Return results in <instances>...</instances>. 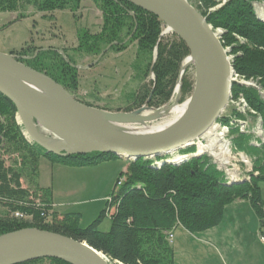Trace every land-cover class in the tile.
Returning a JSON list of instances; mask_svg holds the SVG:
<instances>
[{"label": "trees", "instance_id": "obj_1", "mask_svg": "<svg viewBox=\"0 0 264 264\" xmlns=\"http://www.w3.org/2000/svg\"><path fill=\"white\" fill-rule=\"evenodd\" d=\"M82 1L0 0V12L17 11L31 5L43 12L67 9L74 13ZM90 1L101 13L100 30L93 34L87 30L79 33L76 51L96 57L108 46L107 51L120 52L135 43L133 68L140 85L129 93L130 106L126 111L144 104L154 109L163 106L179 77L181 62L188 55L185 44L174 33L161 35L165 29L163 22L126 0ZM222 1L198 0L199 6L194 8L213 29H223L220 42L230 48L234 73L245 81L257 80L264 90V21L258 19L255 9V3L264 4V0H225L217 6ZM10 54H15L17 60L28 67L46 74L69 94L77 88L75 62L65 53L63 57L52 47L41 49L26 45ZM150 73L154 79L148 84L146 79ZM185 73L181 78V100L188 96L193 85ZM231 92L232 95L242 94L248 107L260 117L264 131V98L259 91L252 86L234 83ZM235 117L244 115L229 104L217 122L236 132L231 139L232 146L248 156L253 165L249 180L226 185L224 177L218 175L216 165L206 154L189 157L177 164L164 162L172 156L138 158L127 162L99 215L86 227H79L78 214L59 215L54 211L50 189L38 186L39 159L43 157L51 163L87 167L121 158L96 152L67 157L45 153L23 135L14 105L0 94V235L31 227L85 241L114 264H174V252L167 234H173L177 227L197 232L211 223L224 205L238 198L248 200L261 221L264 200L259 184L264 180V143L255 145L254 134L241 132L232 125ZM250 120L253 124L256 122L252 115ZM195 151L194 147L191 154ZM177 155L188 153L177 152ZM23 179L28 180V186L22 184ZM104 218L110 221L105 232L98 229ZM45 261L69 264L54 258L20 264Z\"/></svg>", "mask_w": 264, "mask_h": 264}, {"label": "water", "instance_id": "obj_2", "mask_svg": "<svg viewBox=\"0 0 264 264\" xmlns=\"http://www.w3.org/2000/svg\"><path fill=\"white\" fill-rule=\"evenodd\" d=\"M126 1L156 16L165 25L161 35L174 33L188 50L185 59L194 69L193 90L184 113L169 127L149 135L124 133L111 124H128L134 118L139 119L137 114L141 109L120 113L83 104L46 74L28 67L12 54L0 53V94L14 105L16 120L28 141L55 156L96 152L113 154L126 162L172 156L164 162L177 164L189 157L207 155L206 149L198 150L197 141L204 140L223 115L233 82H237L232 77L234 71L227 50L219 41L221 32L214 30L187 0ZM185 68L182 66L180 70L177 94ZM34 85L48 93L40 92ZM260 95L264 98L263 92ZM39 124H44L48 135H54L61 143L48 142L39 132ZM192 146L196 148L194 153L176 158L179 150ZM42 258L69 264L113 263L85 241L46 230L28 227L0 235V264H20Z\"/></svg>", "mask_w": 264, "mask_h": 264}, {"label": "rangeland", "instance_id": "obj_3", "mask_svg": "<svg viewBox=\"0 0 264 264\" xmlns=\"http://www.w3.org/2000/svg\"><path fill=\"white\" fill-rule=\"evenodd\" d=\"M187 1L193 7L199 6L198 0ZM224 1L225 0L220 2L217 6L223 4ZM86 2L87 6L79 8V10L74 13L70 12L67 9L43 12L36 10L31 5H25L19 8V10L17 11L0 12V53L9 54L10 52L17 51L26 45H33L38 48L40 47L41 49H47L49 47H52L53 49L57 50L59 54L62 53L63 57L65 53L66 56L72 58L75 62L74 66L77 70V88L71 90L70 95L81 99L83 103H90L91 105H93V107L96 108L100 107L99 109L106 107L111 109L107 111L112 112H133L137 109H132L130 111H126V109L130 106V101H128L127 99L129 93L135 91L140 85V81L138 79L139 76L136 70H134L133 68V63L136 59V45L135 43H131L127 47V49L120 52L107 51V49H105L104 51H102L101 54L96 57L76 51L75 48L76 46H78V34L84 30H87L90 34L96 33L100 30L102 22L101 13L97 9L96 5L90 0H84L83 4H85ZM255 9L257 13H259V9L264 11V4L261 2L255 3ZM214 30H219L221 33L223 32V29L220 28ZM166 34L167 33L162 35L165 36ZM223 48L227 50V57L229 58L231 64L233 55L230 53V48L229 46H223ZM14 56L16 55L14 54ZM154 56L155 52L153 57ZM23 58H28V56H23ZM184 59L181 62L178 74H180ZM185 71V75L187 76V78L194 81L193 66H187L184 72ZM232 77L237 81L236 84H249V86L256 88L260 93H264V90H262L260 85H258L257 80L245 81L242 78L238 77L235 73L234 75H232ZM153 79V75L150 73L146 79V82L150 84ZM177 81L178 79L176 80L174 89L170 95L169 100L163 106L158 109H154L144 104L143 106L138 108L141 109V111L137 114V116H142L145 112H157L165 106L182 104L184 101H186V99L190 98L192 91L188 94V96H185L181 100V90L179 94H177L175 91ZM180 83L182 85L181 79ZM228 102H230L228 104L232 103L234 105L240 103L239 107L242 108V110H245V113H242L244 117H235L236 119L234 120V122H232V124L236 125L238 129L240 126L239 122H243L244 120H249L247 128L255 126L256 122L254 124L250 123V115L254 116L257 122L260 121V127L262 129L260 117L256 115V112H254L248 107L245 98L242 96V94H240V92L233 93V95L232 92H230V98ZM251 111L253 113H251ZM158 121L159 120L155 122H148V125H154ZM222 127L224 129H228L229 132L227 133V137L228 139H230L229 141L232 142L231 139L236 134V132L230 130L229 126L222 124H220V126L218 127L219 129L217 130L224 131ZM262 133L264 135L263 129ZM254 137L255 142L257 141L256 143L258 145L262 143L260 142L259 136L257 138V136L254 135ZM224 140H227V138L225 137ZM193 150L194 147H189L182 151L179 150L178 152H187L188 154H191ZM207 150L210 151V149ZM230 156L231 158L235 157L234 161L237 162L236 165L238 167H241L239 165L241 159L240 156L237 155V152L231 153ZM208 157L212 160V157ZM229 161L232 163V159H230ZM111 162L113 164V167H118L114 178L111 181L112 184L108 189L106 183H102V175L96 173L97 175L91 177L90 175L93 173L92 171H90L87 173V175H89V177H87V185L91 186V188L86 191L78 192L72 196L63 195V197L61 193L58 192L59 187L55 188V198L53 204L54 209L56 211L61 212L62 214H78L79 227H86L87 225H89L99 215L100 211L105 207V202L108 199V196L111 192L115 180L119 177L120 173L124 172L126 169L127 164L121 159H114L111 160ZM6 164H9V162H6ZM108 166L110 165H101L96 167L95 170L106 171ZM245 166L246 170H251L253 165L249 163ZM224 174L225 172L218 170V175L220 177H224ZM55 179L56 176L55 172L52 171L51 162L41 157L39 159L38 165V184H40L41 186H47L51 184V180L53 181ZM22 184L24 186H28V180L23 179ZM109 226V218H104L99 224L98 229L100 231L105 232L109 229ZM43 263L50 264L49 261H45Z\"/></svg>", "mask_w": 264, "mask_h": 264}, {"label": "crops", "instance_id": "obj_4", "mask_svg": "<svg viewBox=\"0 0 264 264\" xmlns=\"http://www.w3.org/2000/svg\"><path fill=\"white\" fill-rule=\"evenodd\" d=\"M83 2L80 8L87 6V2L85 4ZM123 161L127 164L125 160ZM101 165L110 166L106 171L95 170ZM112 165L111 160L87 167L51 163L56 179L51 180V184L47 186L40 184L38 186L50 189L52 204L57 187L62 196H72L90 189L91 186L87 185L89 177L87 173L90 171L93 173L91 177L101 174L102 183H106L108 189L118 167ZM259 186L261 198L264 200V180ZM54 211L63 215L55 209ZM262 213L263 218L260 221L250 202L238 198L224 205L214 220L197 232L192 233L177 227L171 243L174 264H264V245L258 240L259 234H264V207Z\"/></svg>", "mask_w": 264, "mask_h": 264}, {"label": "bare ground", "instance_id": "obj_5", "mask_svg": "<svg viewBox=\"0 0 264 264\" xmlns=\"http://www.w3.org/2000/svg\"><path fill=\"white\" fill-rule=\"evenodd\" d=\"M260 7V6H259ZM259 16L264 17V11L259 10ZM220 41V40H219ZM182 66H189V60L185 59L183 61ZM232 80V79H230ZM233 81V80H232ZM234 83V82H233ZM36 89H38L40 92H46L48 91L42 87H39L37 85H34ZM189 103V98L186 99L182 104H174L172 106H165L161 110H158L157 112H145L143 113L142 116H140L139 119L134 118L132 122L128 124H115L112 123L111 125H114V127L117 126V128L128 134H133V135H149V134H154L156 132L162 131L165 128L169 127L172 123H174L185 111ZM169 117V118H168ZM159 120L156 124L154 125H148V122H155ZM153 124V123H152ZM137 125V126H135ZM233 125V124H232ZM39 132L42 133V135L45 137H48L49 130L44 124H39ZM48 135V136H47ZM206 139L207 143L202 145L201 142H198V150L202 152L205 148L210 149V153L215 157L219 158L222 155H224V159H226L228 155L227 151V145L226 143L222 140V135L218 133L217 128L210 129L208 133L204 136ZM48 142L54 144V145H59L61 142L59 141L58 138H56L54 135L45 138ZM254 140V139H253ZM200 141V140H199ZM257 142V141H256ZM216 144V145H215ZM261 144V143H260ZM217 146L220 149V154L218 155L216 152H214L213 147ZM209 156V155H208ZM177 159L181 158V156L176 157Z\"/></svg>", "mask_w": 264, "mask_h": 264}, {"label": "built area", "instance_id": "obj_6", "mask_svg": "<svg viewBox=\"0 0 264 264\" xmlns=\"http://www.w3.org/2000/svg\"><path fill=\"white\" fill-rule=\"evenodd\" d=\"M259 10H261V9H259ZM259 10H258V12H259ZM257 15L259 16V13H257ZM231 105L232 106H235L240 112L245 113L244 112L245 110L244 109L242 110V108L239 107L240 106V103H237V105H234V104L231 103ZM251 113H253V112L251 111ZM239 123H240L239 129H240L241 132H243V131L250 132V133L254 134L255 136H257V138L259 136L260 142L264 143V135H263L262 129L260 127V121H258V122L256 121L255 126H253V127L251 126V128H247L248 123H249V120H244L243 122H239ZM250 123H251V121H250ZM216 124H214L213 129L214 128L219 129L218 127L220 126V124H218V123H216ZM215 126H217V127H215ZM228 132H229L228 129H224V131L223 130H219L218 131V133H220L222 135V140L227 145L226 146L227 147V151H228V155L226 157L227 160L224 159V157H223L224 155H222L221 157L219 156V158H215L210 153V151H208L205 148L207 150V155H209L210 157H212V160L216 163L215 165H216V167H218V170H220L222 172H225L224 179H225L226 182H229V181H239V180H249L250 177H251V174H252L251 173V170L252 169L251 170H246L245 169V167H246L245 165L246 164H249V163L251 164L250 159L243 152H240V151L236 150L232 146V142L229 141L230 139H228V137H227V133ZM225 137L227 138V140H224ZM198 142H201L202 145H203V143H204V145L207 143V141H206L205 138H204V140L197 141V143ZM253 143L255 145H258L255 142V137H254ZM215 145L213 147V150L216 151V153L219 155L220 154V149L217 146H215ZM234 152H237V155L240 156V159H241L242 162L240 161V164L239 165L241 167H238L236 165L237 162L234 161L235 157L234 158H231V156H230L231 153H234ZM230 159H232V163L229 161ZM254 174H256V173H254ZM172 237H173V234L171 232H168V234H167V241H168L169 244L172 243ZM258 240H259V242L261 244L264 245V234L263 233H260L259 234Z\"/></svg>", "mask_w": 264, "mask_h": 264}]
</instances>
